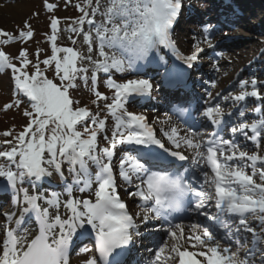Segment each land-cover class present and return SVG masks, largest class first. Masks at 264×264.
<instances>
[{"label": "rangeland", "instance_id": "374dc122", "mask_svg": "<svg viewBox=\"0 0 264 264\" xmlns=\"http://www.w3.org/2000/svg\"><path fill=\"white\" fill-rule=\"evenodd\" d=\"M207 1L208 3L200 5L195 0H183L181 8L187 6L195 14L201 15V20H196L199 25L194 24L195 21L186 22L183 18L186 9L183 13L181 9L177 12L170 0L147 1L144 4L146 10H143L140 0H92L90 6L81 12L73 8L82 0H8L6 4L0 5V177H2L0 179L9 178V181L16 185L14 187L18 195L26 199L29 194L37 193V190L23 186L21 180L24 181L25 177L23 172L21 175L22 169L19 165L22 164L32 173H41L40 164L44 161L43 157H46L56 167L50 172H57L59 169L60 174L69 176L75 160L76 166L80 165L88 170L89 178H85L91 186L94 183V177L101 171L97 168L100 158L114 156L120 152L121 156L125 157L123 160H128L131 164L125 165L122 172L120 171L121 179L118 185L129 197L131 194L134 196L132 202L135 204L137 199H142V188L148 189V184L145 183L146 180H142L143 177L138 170L136 171L142 162L135 151L129 148L128 141L136 135L137 130L144 126L155 130L151 121H145L143 125L138 122L141 117L158 113L153 106L143 103L144 97L147 96L143 92L148 90L147 87L151 84L156 88L158 86L148 76H141L134 70L129 73L127 67L119 71L117 66H108L105 63L98 65V61L104 58V62L107 61L109 65L117 63L118 66L124 67L125 59H130L132 68L135 69L138 59L146 56V50L151 43L161 33L165 35V30L170 29L171 26L172 30L176 28L175 34L179 39V41L176 40L178 46L174 48L183 52L184 58L194 57L200 60L203 69H206L204 71L208 78L204 77L200 80L202 86H199L201 87L199 91L202 101L207 100L210 104V110L220 116L227 113L231 115V111H235L234 114L232 113L233 116L237 114L239 124L248 128L249 131L252 124L264 127L262 111L264 82L261 84L258 81L261 74L259 72L264 69V59L261 60L264 55V29L259 32L240 29L242 23L240 21L238 24L234 23L231 19L233 14H228L230 17L223 15L224 21L230 19L224 25L215 23V20L214 22L208 20L212 18L213 12L211 8L206 7V4L209 5L213 0ZM243 3L248 7L246 8L243 4V8L251 14L264 11V0H245ZM71 11L79 13L77 16L74 15V22L71 21ZM243 12L245 11H239V14ZM173 13H177L178 17L171 21ZM51 14L55 15V18H60L56 24L48 19ZM243 15L246 17L244 13ZM229 23L230 28H238L239 32L235 35L229 34L227 31ZM212 32L215 33L214 37L208 36ZM238 37L242 40L237 41ZM103 42L116 44L122 50L128 49L129 55L117 54ZM58 44L72 45L73 52L67 45L58 49ZM204 44H207L211 50L198 58L197 54ZM137 48L140 52H137ZM243 50L244 54L240 52ZM215 57L226 61L230 59L231 64L225 73L214 77ZM206 60L209 61L205 62ZM74 69L84 71L86 78L83 81L76 80V86L72 88L74 85H71L70 76ZM21 71L25 73V76L28 74L29 78L35 76L34 79L26 77L25 80H30L32 83L31 89L34 93L30 89L28 91L32 95H37L35 96L38 104L33 102L36 100L25 92L24 87L27 85L21 80V78L24 79L23 74L20 76ZM209 74L212 75L210 79ZM196 78L199 79L200 74L196 75ZM262 80H264V74ZM136 87L139 95L135 96L132 103L127 102V96L130 95L129 89ZM65 89L73 93L72 107L87 118L82 126L93 124L92 120L95 116L96 120L104 125L103 129L94 133L86 147L83 146L85 145L84 136L80 137L85 134L84 130H80L79 134L71 132L70 116L76 111L73 112L64 107L63 92H69ZM252 93L256 94L254 97L260 101L251 102L247 100L250 98H246L242 102L243 96ZM58 96L59 99H57ZM37 112L38 117L35 115ZM29 114L35 116L32 117ZM56 115L67 122L52 121L50 125L46 123ZM166 115L169 114L163 113L160 116L165 118ZM29 123H33V126ZM44 124H47L48 128L43 127L41 136L34 141L41 143L38 146L32 141V136L34 138L36 131ZM232 124L228 122L225 127ZM134 125H136L135 132ZM114 131L118 133V136L113 134ZM239 132L240 139L232 146V149L226 146L223 148L225 152H221L236 155L233 163L219 169L230 178L229 187H222V189L233 191L241 197L248 195L246 198H264V162L257 159L258 161H253L255 163L251 164L252 159L243 158L252 152L264 157V153L258 151L263 147L264 136L259 133L262 135L261 144L256 149H251L253 141H251L250 133L246 130ZM156 137H158L157 132ZM77 142L81 145L78 146ZM93 142L95 146L92 145ZM245 142L251 144L246 146ZM166 147L168 150L172 148L171 145ZM172 150L175 149L172 148ZM194 150L197 151V148L194 147ZM199 150L202 151V148ZM71 156L74 157L73 161H70ZM61 168L65 171L63 172ZM12 171H16L19 176L16 181L13 180L14 172ZM80 178L83 177L80 176ZM253 185L257 188L251 187ZM138 186L139 190L136 189ZM94 187L92 186V189ZM247 187L254 188L252 193L243 192ZM38 192L42 195L40 189ZM55 196L58 195L53 191L52 196L48 198V206ZM7 204L8 200L6 204L1 205L0 210L4 216H6ZM4 222L5 219L0 217V226ZM4 230H7V226ZM5 235V233L0 234V244ZM88 246L87 242L76 246L70 256V264L93 262V252ZM256 263L264 264L260 261Z\"/></svg>", "mask_w": 264, "mask_h": 264}, {"label": "bare ground", "instance_id": "6f19581e", "mask_svg": "<svg viewBox=\"0 0 264 264\" xmlns=\"http://www.w3.org/2000/svg\"><path fill=\"white\" fill-rule=\"evenodd\" d=\"M210 1V0H209ZM245 0H213L210 2L209 5L206 4V7L212 8L213 12V21L218 19L217 21L220 22L221 18H223V15H229L233 14V17L231 18L234 23L238 24L242 23L240 26V29H244L245 31H252L256 30L255 32H259L260 30L264 29V11L261 10L259 13L251 14L246 11L243 8V2ZM8 0H0V5L6 4ZM195 2L199 3L200 5H203L204 3H208L207 0H195ZM244 6L248 8L245 4ZM187 7V6H186ZM207 7V8H208ZM186 8L184 7L182 11H184ZM243 12L246 17H244L243 13L239 14V11ZM206 11V9H205ZM3 12H1L2 14ZM229 14V15H228ZM5 15V14H3ZM3 18V17H2ZM249 18V19H247ZM251 19V20H250ZM212 21V20H211ZM242 21V22H241ZM250 23H252L250 25ZM238 29V28H237ZM236 28H230V26H227V31L231 35H235L239 31ZM214 32L212 34L208 35L211 37H214ZM244 36H247L244 34ZM237 41L242 40V38L238 37L236 39ZM158 43H156L157 47L160 48L162 51V55L165 59H168L169 61L172 59V57L175 50L174 43L176 42L175 39L168 37L167 35H161L160 37H157ZM104 43V42H103ZM206 43V42H204ZM108 48L113 49L117 54H121L124 56L123 53L129 55V50L124 49L122 50L118 45L113 43H104ZM205 47V48H204ZM207 44L203 45V48L200 49V52L197 54V57L199 58L202 56L203 53H208V51L211 50L210 47H207ZM203 49V51H202ZM207 49V50H205ZM136 51V50H135ZM137 52H140L137 48ZM243 54L245 51H240ZM127 57V56H126ZM107 58H110L107 56ZM264 59V55L261 57V60ZM141 62H153V58H139ZM189 61L193 63L192 69L196 68L195 74L193 76L194 79V87L192 89L186 90L188 94H191L193 91H195V87H197L198 80L196 78V75L200 78H208L206 76V72L203 69V64L200 63V60L193 58H189ZM209 60H206L205 62H208ZM107 64L108 66H117L119 71H123L127 68H129L128 72H139L137 68L133 69L132 62L130 59H125V66L120 67L116 64L109 65L108 62H104V58L100 59L98 61V65H104ZM211 63V62H210ZM215 73L213 72V75H220L225 73L229 68L231 64V60L228 59L222 60L215 57ZM212 65H214L212 63ZM0 68H1V61H0ZM214 71V70H213ZM261 73V74H260ZM260 76L258 81L264 82L263 74L264 69H262L259 72ZM209 79L212 77L211 74H209ZM261 77V78H260ZM155 82L158 84L163 82V79L161 75L158 73L155 76L154 79ZM257 81V79H256ZM189 84V82H188ZM201 84V83H199ZM162 89L160 88V91ZM136 88L129 89V94L131 95L130 99L135 98V96L139 95ZM145 93V92H143ZM147 93H150V91H147ZM256 94H248L246 96L242 97V102L246 98H250L247 100H251V102H255V100L260 101V99H257ZM194 99H197L194 97ZM264 114V109L262 110ZM233 112L231 111V115L225 114L224 116H219L216 112L213 111L210 112H203L201 115V120L198 124L201 127V124L205 122L204 128L208 129L211 127V124L213 121L217 122L218 120H224L225 123H233L231 125L232 130L230 128H227L228 131H230V137H233L235 142L237 143L240 139V130H246L249 133L248 128L242 127L241 124H239L237 117V114L233 116ZM261 112V111H260ZM259 112V113H260ZM138 114V112H135ZM233 113V114H232ZM262 114V112H261ZM162 114H153L149 117L144 116L141 117L139 120V124L143 125L145 121H151L153 127L155 128L158 138L162 139L166 145H171L177 150H181L184 155H188L189 157L195 156V158H198V160H201V157L203 155V151H200L199 148H203V145L205 144V140L208 139L210 136L205 137V132L199 131V132H192L190 134H186L174 123L172 117L166 116L163 118V116H160ZM228 115V117H227ZM252 116V115H251ZM135 118L139 119L138 116H135ZM210 121V122H209ZM223 121V122H224ZM232 121V122H231ZM222 122V123H223ZM135 124V122H134ZM217 130V129H216ZM184 133V134H183ZM251 135L255 134L258 136L259 133H261L264 136V127L258 126L253 130L252 134V127L250 129ZM211 135V133L209 134ZM243 135V134H242ZM260 135V138L261 136ZM253 137H255L253 135ZM264 138V137H263ZM145 140L148 142L149 137L147 136V132L145 131V127L139 130V135L133 137V143L141 148L147 149V150H153V148L149 145L144 143ZM234 142V143H235ZM231 143V142H230ZM250 142H245V145H250ZM257 144H251V149H256ZM194 147L197 148V151L194 150ZM180 148V149H179ZM249 148V147H247ZM258 150V149H257ZM259 152L264 153V144L263 147H261ZM205 152V151H204ZM120 153H116L114 156H103L100 161V165L105 168V170L102 171V176H104V180L102 184L97 185L99 183L98 180H96L95 187L92 189V186L88 185L87 183L83 182V180L74 178V177H68L66 178V181L63 183L64 177L62 175H57L55 171H51V169H56L54 164L51 163L50 159L44 158V161L41 166V175H38L36 173H32L30 171L29 178L30 182H26L32 186L35 190L42 189L44 187H49L52 190L57 193L58 196L54 197L52 201L49 202L50 207L48 206V202L45 201L42 197L39 195L32 193L27 196V198H22L18 196L17 198L11 197L8 199V197L11 196L10 193L6 192L5 189H2L0 186V207L2 204H6L5 201L8 200L7 205V211L6 216L4 214L0 213V216L5 219V221L9 225V230L13 232L15 238L14 243L11 244L12 239L7 238L6 242L4 244V249L2 250L0 247V264H18V260L21 257V255L26 251V249L31 245V243L39 236L41 235L45 240V246L50 250L59 255L58 258V264H68L67 258L70 254L67 251L74 248L80 241H82L83 233L81 232V224L84 223L85 225H88V229L85 228L88 232H92L95 237H99L101 233H108L109 226L107 224L110 217H112L111 209H113V201L110 200L111 196H113V199L121 198L124 203H122V206L129 211V209H132L133 211L137 212L136 204L132 202L134 200V197H129V195H125L123 190L118 188L119 178L120 174L119 171L122 172V170L125 167V164L123 163V158L120 157ZM206 156V155H205ZM235 153H227V154H221L220 158L222 159V162H231L235 161ZM254 159L253 161L264 162V157L261 156L258 153L252 152L251 154H248L247 156L243 157L245 160ZM74 157L71 156L70 161H73ZM186 164H190L192 161L191 158H187ZM239 160V159H238ZM203 164V163H202ZM263 163H261L262 165ZM74 170H76L77 173L82 175V171H80V166L75 165L74 160ZM150 165L157 166L156 163H150ZM64 172L65 170L61 168ZM59 172L60 170L57 169ZM22 171H25V168H22ZM74 174V173H73ZM65 176V175H64ZM215 178H219L223 183L229 184L230 178L227 176L225 172L220 173V170L215 171L214 174ZM57 177L59 180H57ZM27 178V176H26ZM113 182H115V186H113ZM68 186L71 188V191L68 190V193H65L64 196L59 197V192L68 189ZM209 189L211 190L209 192ZM78 191L79 195L72 194L73 192ZM205 192L208 193L206 197L208 198V201H212L210 199V193L212 190H214V187L212 184L205 185L204 189ZM216 192H220V195L224 197V202H226L229 205H235L240 206L239 212L247 214L245 216V220L243 221V226L236 225L235 222L238 223V221L229 220L225 214L217 207V204L212 203L210 206L215 208V211L217 213V220L225 226H233L236 225L235 230H231V235L236 238L234 244L230 245L228 242L230 241L229 238L232 237H226L224 232H219L216 229V224H213L212 228L216 234V238L211 236L210 234L203 235L204 231L200 230L199 234H192L190 235H183L182 237L170 235L167 234L166 238L162 241L161 235L157 233H153L152 235L148 236L146 234V237L157 239L158 242L156 243L157 246H161V250L159 252L160 258L159 260L155 258L156 262L155 264H174L176 262L175 253L173 251L174 248L182 247L181 250L185 249V251H189L190 254H195L198 252V250L203 249L205 253L210 252L209 256H212V252L216 253L219 258L217 260H221L223 264H258L257 261L264 260V257L261 256V252L264 251V225L262 224V221L264 220V199H259V197L251 198L250 200L244 199L242 197H238L236 194L229 193V192H222L219 189L216 190ZM65 197V198H64ZM63 198V199H62ZM31 209L32 214L28 215L26 210ZM38 211V212H37ZM138 215L139 212H137ZM256 214H259V217H255ZM53 215V218L51 217ZM62 218H59L61 217ZM144 219V217H143ZM18 221H21V224H18ZM45 222V223H44ZM101 223V225H99ZM50 224V225H49ZM248 225H253L255 227L251 226V229L253 231H258L261 233V235H256L252 232H248L246 230V227ZM71 226L75 229L74 232L71 229ZM190 228V227H188ZM1 229V227H0ZM148 229V228H147ZM187 229V228H186ZM173 231L172 233H174ZM81 234V236H78V234ZM144 238V237H143ZM88 242H91L93 245L95 244L94 241H91V239H88ZM232 240V239H231ZM222 241L227 242L226 244ZM249 244V245H248ZM13 247V249H12ZM15 247V248H14ZM134 248V246L132 247ZM12 249V250H11ZM11 250V251H10ZM200 259V257H198ZM252 258V259H251ZM132 263H135V258H131ZM255 260L256 262H254ZM179 264H186L184 260H177ZM204 264V263H203Z\"/></svg>", "mask_w": 264, "mask_h": 264}, {"label": "trees", "instance_id": "16d2710c", "mask_svg": "<svg viewBox=\"0 0 264 264\" xmlns=\"http://www.w3.org/2000/svg\"><path fill=\"white\" fill-rule=\"evenodd\" d=\"M91 1L92 0H82V2H80V3H78V4H76L77 6L76 7H74L73 8V10H77L78 12H81L82 10H85L87 7H89L90 6V3H91ZM141 1V4L143 5L142 6V8H143V10H146V7L144 6V4L147 2V1H151V0H140ZM175 1L176 0H172V3L174 4L175 3ZM77 11L76 12H73V11H71L70 13H71V15H72V19H71V21L72 22H74L75 21V16H77L79 13H77ZM75 15V16H74ZM56 16L55 15H53V14H51V15H49L48 16V19H50L52 22H55V24H56V21H58V20H60V18H55ZM62 46H66V45H62V44H58L57 45V48L59 49V48H61ZM23 74V76H24V79H22L21 78V80L24 82V83H26V85H27V89L29 88L32 92H33V89H31V88H33L32 87V83L30 82V80H25V78L27 77L28 79H34V77L35 76H31L30 78H29V76H28V74H26V76H25V73H23L22 71L20 72V76ZM71 77H72V83L74 84V87H72V88H75V86H76V84H75V82H76V80H84L85 78H86V74H85V72L84 71H82L81 69H74L73 71H72V74H71ZM87 78H88V76H87ZM28 82V83H27ZM55 89V88H54ZM56 90V89H55ZM66 91H69V90H67V89H65ZM29 92V91H28ZM30 93V92H29ZM34 93V92H33ZM31 94V93H30ZM66 94V96H67V101H66V105H65V107L67 108V110H71V111H76L75 112V114H73V115H71L70 116V118H71V122H70V125L71 126H73L72 127V130L74 131V133H76V134H79V132H81L79 129H77L76 130V128L78 127V125H77V123H79V124H83V122H85V120L84 119H82V116L78 113L79 111H77V109H74L73 107H72V97H73V93L71 92V91H69V92H66L65 93ZM36 95V94H35ZM34 94H33V97L34 98H36V96H35ZM57 99H59V96L57 97ZM33 113V112H32ZM30 116L32 115V114H29ZM35 115H37L38 116V114H35ZM35 115H32V117L33 116H35ZM52 121H58L59 123H65L66 121L65 120H63L59 115H56V116H54L50 121H48V124L50 125L51 124V122ZM46 128H48V125H46ZM99 128V124H98V126H96L95 128L93 127V125H91V126H87L85 129H83L84 130V132H85V134L84 135H80V137H82L83 138V136H88V134H89V136L91 135L92 136V133L94 132V130L95 129H98ZM76 130V131H75ZM37 133H35V140H37L40 136H41V132H42V128H39V130H37L36 131Z\"/></svg>", "mask_w": 264, "mask_h": 264}]
</instances>
